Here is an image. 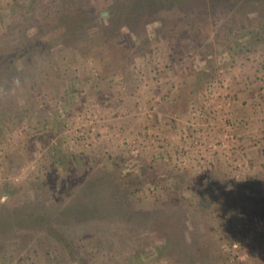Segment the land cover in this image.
Segmentation results:
<instances>
[{"label":"rangeland","instance_id":"374dc122","mask_svg":"<svg viewBox=\"0 0 264 264\" xmlns=\"http://www.w3.org/2000/svg\"><path fill=\"white\" fill-rule=\"evenodd\" d=\"M120 2L0 0V264H264V0Z\"/></svg>","mask_w":264,"mask_h":264},{"label":"trees","instance_id":"16d2710c","mask_svg":"<svg viewBox=\"0 0 264 264\" xmlns=\"http://www.w3.org/2000/svg\"><path fill=\"white\" fill-rule=\"evenodd\" d=\"M156 1L157 0H123V1L121 0L118 8L122 9V10L119 11L118 17H116V18L119 20L121 17L123 19L128 18L129 21L132 20L134 22H137V21H139V19H142V17H144L146 14L150 13L151 10L157 9L158 2H156ZM60 7H61V9H59L60 17H64V16L70 15V14L74 15L75 23H76L75 29H77L78 26H82L83 23L88 20L89 17L87 15H92V16L94 15L92 13L93 10H89L88 8H87L88 11H84V10L79 11L81 9V7L79 5H76V4L71 6V8L74 11H72L70 13L64 12L65 11L64 9H66V8H64V6H62V4L60 5ZM112 7H114V5ZM111 10H113V12H115L114 9H111ZM101 18L103 20L102 22H104V19L110 20L111 16L110 15H108V16H102L101 15ZM22 46L24 48H27V49H30V47H31L25 43H23ZM11 55H14V54H11ZM4 57H5V55L0 54V72L3 71V69H5L6 66H8V62L3 60ZM99 204L100 203L98 201H94L93 205L86 204L87 206H85L83 209H78L77 207H80L81 205H83V204H81V205H78L77 207H75V210L78 211L77 215L85 214L88 216H90V215L92 216L95 213H97L98 211L102 210L100 208ZM2 209L3 208L0 207V215L5 212V210H4V212H2ZM22 211H25V209L22 208ZM119 212L122 213L123 210H120ZM4 214L6 215V213H4ZM0 223H3V221H0Z\"/></svg>","mask_w":264,"mask_h":264}]
</instances>
